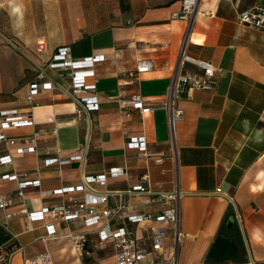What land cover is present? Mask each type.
<instances>
[{
	"label": "crops",
	"instance_id": "obj_1",
	"mask_svg": "<svg viewBox=\"0 0 264 264\" xmlns=\"http://www.w3.org/2000/svg\"><path fill=\"white\" fill-rule=\"evenodd\" d=\"M182 3L0 0V11L8 7L10 15L8 26L0 29V107H18L35 120L33 127L6 133L27 139L39 130L47 133L36 153L19 154L0 144V156L13 159L0 166V175L25 171L29 179L41 181L25 188L23 199L15 198L11 219L0 213V247H23L9 264H24L25 257L44 251L51 254L49 264H114L113 243L101 241V226L59 220L49 238L45 223L52 218L29 222L26 212L64 201L47 191L117 167L124 172L110 177L107 185L93 184L110 192V208L126 205L108 229L126 227L148 246L153 229L167 231L164 250L151 251L142 264H169L171 256L175 264H264V31L236 20L240 9L264 0H199L192 26L173 18ZM186 38L190 55L214 64L216 83L213 89L192 88L181 97L185 117L176 125L173 145L163 102ZM40 41L43 53L38 52ZM63 45L71 47L74 58L104 57L95 65L96 76L88 78L96 82L99 96V109L89 116L59 89L25 100L38 64ZM146 58L153 60V69L137 75L138 61ZM57 77L67 83L62 79L66 71H57ZM136 93L152 108L149 113L124 105ZM140 136L148 153L164 157L163 164H145L139 151L128 146L131 137ZM76 156L82 159L44 165L47 158ZM138 185L151 192H134ZM175 190L183 193L177 230L155 220L129 221L131 215L159 214L164 209L159 192ZM17 191L15 181L0 182L1 193ZM29 223L31 230L26 229ZM73 234L83 235V241L77 243Z\"/></svg>",
	"mask_w": 264,
	"mask_h": 264
},
{
	"label": "built area",
	"instance_id": "obj_2",
	"mask_svg": "<svg viewBox=\"0 0 264 264\" xmlns=\"http://www.w3.org/2000/svg\"><path fill=\"white\" fill-rule=\"evenodd\" d=\"M199 0H183L180 12L174 13L173 18L187 21L192 26L193 17L196 12ZM237 23L253 29L264 31V4L240 9L237 14ZM188 38H186L179 51L178 66L174 70L170 82L167 86L164 108L168 112V125L171 142L175 143L176 125L184 120L185 111L180 104V99L192 88H201L205 90L213 89L215 86L216 67L211 61L196 58L188 53ZM45 43L40 41L38 52L45 51ZM104 59L103 55H93L83 58H74L71 54V47L63 45L57 48L54 54L48 60H43L38 64L36 74L29 83V91L25 98L32 102L38 94L43 91L59 89L68 95H71L79 107V112L84 110L89 116L91 112L99 109V96L96 82L89 83L88 78H94L95 65ZM192 67L193 69L189 68ZM153 69V60L151 58L141 59L136 66V73H148ZM66 71L67 83H63L60 78H55L57 71ZM125 106L138 110L141 113H149L151 107L145 102L142 94L132 95L129 101H125ZM35 120L32 113L23 111L18 107H0V144L12 147L19 154L36 153L38 141L47 133L45 131H36L31 138L22 136L10 137L6 131L33 127ZM128 146L137 149L145 164L154 161L157 164H163L164 157L150 154L147 152L146 139L143 136L131 137ZM82 156H76L69 159L59 160L58 158H47L44 160L45 166L54 164H66L74 160H81ZM10 155L0 156V166L12 163ZM124 172L123 168L117 167L109 170L108 173L97 176H87L80 183L71 186H65L53 191H47L48 195H62L64 201L51 207H43L36 211L26 212L29 222L45 221L47 216L52 221L45 223L47 237L52 238L56 234L55 223L59 220L65 222L81 221L86 227L101 226L99 237L101 241L111 240L115 249L114 264H142L148 254L153 252H162L167 237L165 228L153 229L150 245L143 244L134 233L126 227H118L109 230V221L113 216L119 215L126 205L119 204L115 208H110L108 190L99 191L93 187V184L107 185L110 177H118ZM143 180L149 185V177L143 175ZM15 181L18 184V191L15 195L4 194L0 192V213L5 220L13 217L10 208L14 205L15 198H24V189L31 186L40 185L39 179H29V173L22 171H13L0 175L1 181ZM133 191L150 193V189L138 185ZM183 196L181 191L159 192L158 199L164 205V209L157 215L150 213L128 216L129 221L140 223L143 221L155 220L160 223H169L176 230L178 229L180 219V200ZM27 230H31L30 223L26 225ZM73 239L81 243L84 239L81 234H73ZM23 251V247L1 246L0 264H9L13 255ZM52 262L51 254L47 251L39 252L32 257H25L24 264H49ZM151 264H155L154 262ZM169 264H175L173 256L169 259ZM247 264H254L250 260Z\"/></svg>",
	"mask_w": 264,
	"mask_h": 264
},
{
	"label": "rangeland",
	"instance_id": "obj_3",
	"mask_svg": "<svg viewBox=\"0 0 264 264\" xmlns=\"http://www.w3.org/2000/svg\"><path fill=\"white\" fill-rule=\"evenodd\" d=\"M10 20V15H9V9L8 7L6 8H2V10L0 11V29L3 28V26H1L2 24L5 26H8V22Z\"/></svg>",
	"mask_w": 264,
	"mask_h": 264
},
{
	"label": "clouds",
	"instance_id": "obj_4",
	"mask_svg": "<svg viewBox=\"0 0 264 264\" xmlns=\"http://www.w3.org/2000/svg\"><path fill=\"white\" fill-rule=\"evenodd\" d=\"M14 12L19 13L20 12V8L19 7L14 8Z\"/></svg>",
	"mask_w": 264,
	"mask_h": 264
},
{
	"label": "trees",
	"instance_id": "obj_5",
	"mask_svg": "<svg viewBox=\"0 0 264 264\" xmlns=\"http://www.w3.org/2000/svg\"><path fill=\"white\" fill-rule=\"evenodd\" d=\"M221 235H223L224 234V224L222 225V227H221Z\"/></svg>",
	"mask_w": 264,
	"mask_h": 264
},
{
	"label": "water",
	"instance_id": "obj_6",
	"mask_svg": "<svg viewBox=\"0 0 264 264\" xmlns=\"http://www.w3.org/2000/svg\"><path fill=\"white\" fill-rule=\"evenodd\" d=\"M222 189H223V190L227 189V185L223 186Z\"/></svg>",
	"mask_w": 264,
	"mask_h": 264
}]
</instances>
